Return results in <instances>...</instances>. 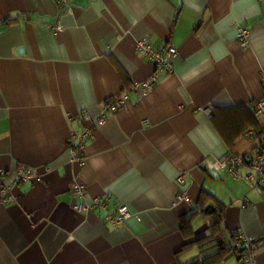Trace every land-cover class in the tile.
<instances>
[{
  "label": "crops",
  "instance_id": "1",
  "mask_svg": "<svg viewBox=\"0 0 264 264\" xmlns=\"http://www.w3.org/2000/svg\"><path fill=\"white\" fill-rule=\"evenodd\" d=\"M140 38L175 46L173 71L108 112L75 165L76 114L96 115L101 101L153 73L136 52ZM262 69L264 0H0V167L8 177L21 165L41 175L0 202V264H190L212 235L214 210L225 236L254 238L264 264V189L211 168L215 157L257 149L264 115L250 107L264 95ZM183 190L190 201L177 200ZM96 196L104 207L73 209ZM120 203L131 215L114 226L104 216ZM220 264L241 262L229 252Z\"/></svg>",
  "mask_w": 264,
  "mask_h": 264
},
{
  "label": "built area",
  "instance_id": "2",
  "mask_svg": "<svg viewBox=\"0 0 264 264\" xmlns=\"http://www.w3.org/2000/svg\"><path fill=\"white\" fill-rule=\"evenodd\" d=\"M62 7L69 5L70 0H56ZM50 29L55 33L63 30L61 23L50 25ZM249 31L243 26H239L236 34V41L242 48L249 45ZM135 49L138 55L144 57L154 67L153 73L142 81H135L129 90L123 91L116 95L110 101H101L98 104L99 112L93 115L87 109H81L76 117L80 121V129L71 134L69 139V149L71 162L77 166H82L85 161L83 150L89 140H91L95 128L102 125L108 112L118 109H126L130 102V94L141 96L148 94L154 83L158 80V71L170 73L173 71V60L177 56V48L168 43H152L147 38L137 39ZM262 84L264 85V69L261 72ZM250 110L255 116L264 115V95L254 101ZM248 135L252 131L247 132ZM258 147L255 151H248L244 154L225 153L219 157H215L211 162V168L214 171H227L233 178L243 180L253 187L264 189V130L257 135ZM186 173L181 172L176 177L179 186L185 183ZM41 175L32 167L21 165L10 177L7 176L5 169L0 167V202L8 205L16 200L14 189L18 188L24 181H40ZM71 191L77 196H83L85 186L81 183H73L70 187ZM178 201H190V196L186 190L181 191L177 195ZM248 199L243 197L242 202L247 204ZM105 200L101 197H93L90 203L78 202L72 205L73 209L79 213L87 212L89 209L100 206L104 207ZM131 215V211L127 204L120 203L112 213H106L104 219L114 226L123 224ZM236 245L238 247V256L241 264H258L255 255L254 238L243 232L237 231Z\"/></svg>",
  "mask_w": 264,
  "mask_h": 264
},
{
  "label": "trees",
  "instance_id": "3",
  "mask_svg": "<svg viewBox=\"0 0 264 264\" xmlns=\"http://www.w3.org/2000/svg\"><path fill=\"white\" fill-rule=\"evenodd\" d=\"M209 216L212 235L202 240L199 244L200 251L204 252L202 257L190 264H220L224 255L229 252L236 253L238 251L236 231L229 232V237L223 233L221 210H214Z\"/></svg>",
  "mask_w": 264,
  "mask_h": 264
},
{
  "label": "rangeland",
  "instance_id": "4",
  "mask_svg": "<svg viewBox=\"0 0 264 264\" xmlns=\"http://www.w3.org/2000/svg\"><path fill=\"white\" fill-rule=\"evenodd\" d=\"M197 250L198 249H196V252H195V254L193 255L194 257L192 258V259H190L191 261H193V260H195V259H197V258H199V257H201L202 255H201V253L200 254H198L199 253V251L197 252Z\"/></svg>",
  "mask_w": 264,
  "mask_h": 264
}]
</instances>
